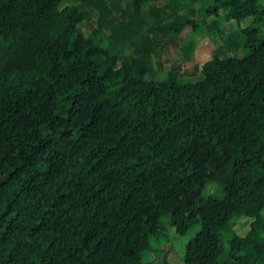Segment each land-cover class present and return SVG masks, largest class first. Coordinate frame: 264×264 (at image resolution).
<instances>
[{
  "label": "trees",
  "instance_id": "1",
  "mask_svg": "<svg viewBox=\"0 0 264 264\" xmlns=\"http://www.w3.org/2000/svg\"><path fill=\"white\" fill-rule=\"evenodd\" d=\"M67 1L0 0V264H148L167 226H200L183 264H264V0ZM212 16L254 18L245 56L146 79L150 36Z\"/></svg>",
  "mask_w": 264,
  "mask_h": 264
},
{
  "label": "rangeland",
  "instance_id": "2",
  "mask_svg": "<svg viewBox=\"0 0 264 264\" xmlns=\"http://www.w3.org/2000/svg\"><path fill=\"white\" fill-rule=\"evenodd\" d=\"M77 3V1L70 0L67 1L66 5L71 7ZM123 5L127 7L126 2ZM199 8V4L185 6L181 14H190L193 19L201 20L202 16L198 13ZM192 10H194V13H191ZM214 20L218 21L220 25L219 30L213 31L212 34H209L207 31L196 32L191 28H186L178 38L173 40L162 39L159 36H150L149 40L152 51L149 55L144 56V58L148 62L151 72L147 74L146 79L164 80L170 72H176L181 81L196 82L203 78L201 73L203 64L215 55L223 57L245 56L246 50L243 48L244 34L241 29L253 24L254 18H247L239 25L238 22L226 23L222 17L212 16L207 19V23H211ZM169 21V17L166 18V22ZM258 26L261 33L264 34V22L258 24ZM81 27L87 35L99 29V14L95 13L92 15L90 21L83 23ZM103 33L108 34L109 31L104 30ZM189 43H193V49L188 54L191 57L189 58L190 60L186 58V47ZM103 46L108 48V42H103ZM145 46L146 44L142 45L141 48H145ZM114 51L127 59L132 58L135 54L134 49L128 44H121ZM199 228L200 226H194L190 229L187 236L181 237L177 235L175 228L167 226L165 234L160 241L158 243L153 242L156 251L144 255V260L150 262L148 264H163L164 262L183 264L184 246L196 234ZM249 229V219L239 218L234 220V230L238 235L245 236Z\"/></svg>",
  "mask_w": 264,
  "mask_h": 264
}]
</instances>
